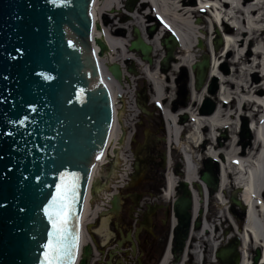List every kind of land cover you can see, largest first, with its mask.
<instances>
[{
  "label": "water",
  "instance_id": "obj_1",
  "mask_svg": "<svg viewBox=\"0 0 264 264\" xmlns=\"http://www.w3.org/2000/svg\"><path fill=\"white\" fill-rule=\"evenodd\" d=\"M87 1L0 0V264H41L43 245L52 230L45 209L62 180L67 182L74 175L79 176V198L73 223L77 220L87 186L88 163L101 149L112 122L103 78L92 80L83 73L82 56L90 63L87 52H80L66 39V26L81 38L89 30L84 21L88 20L84 18L88 16ZM136 35L138 39L129 49L140 52L151 65L152 48L138 31ZM70 36L77 39L75 34ZM98 44L106 49L103 42ZM163 45L169 52L161 66L167 71L177 40L172 36ZM198 48L203 49L201 41ZM209 66L207 55L192 66L197 90L203 87ZM93 70L92 77L96 78ZM108 70L122 84L120 66L115 64ZM95 81L102 87L98 93L97 88H88ZM214 110V105H208L204 113ZM243 135L251 138L247 122ZM84 169L88 171L82 182ZM202 181L218 189L219 180L211 168L202 175ZM182 190L175 211L188 234L192 200L187 183L182 184ZM118 201L115 197L114 207ZM234 203L240 206L238 200ZM199 226L200 222L196 224ZM90 253L89 247L83 249L80 264H87Z\"/></svg>",
  "mask_w": 264,
  "mask_h": 264
},
{
  "label": "bare ground",
  "instance_id": "obj_2",
  "mask_svg": "<svg viewBox=\"0 0 264 264\" xmlns=\"http://www.w3.org/2000/svg\"><path fill=\"white\" fill-rule=\"evenodd\" d=\"M123 1L96 0L95 3H93V0L87 1V12L90 21L92 20V16L93 20L96 21L99 20L101 14L109 13L110 11H123ZM141 1L144 3H138L135 12L138 11L140 13V11L149 8L148 11L150 12L162 16L168 15V17H164L165 26L167 29L173 30L180 39V51L172 67H176L178 71L191 67L198 61L197 57H195V49L203 52V50H207L206 47L208 46L207 54L210 57L209 77H214L221 82V89L218 93L213 97L206 95V97H211L210 99L219 100L214 113L205 114L203 111L198 112L191 104L184 107L178 113L165 108L164 120L167 124L168 146L172 148L175 145V148L182 151L183 147L179 142V136L182 129L188 127L189 134L186 138L188 139V144L197 147L194 163L189 164L187 169L182 167V170L180 169L181 164H178L176 168L172 167L168 154L169 151L167 152L165 158L168 174L166 175L167 190L165 197L168 199L176 197L177 185L180 182L177 175L181 173L183 175L182 181L189 184L193 191L194 219L196 217L198 219L199 212L204 213L203 210L208 207L209 209L214 208L216 210V214L214 215L216 220L226 218L227 221L226 210L229 206V202L226 200L227 189H238L241 192L240 201L247 211L246 231H248L244 234L243 260L241 264H250L248 250L251 247L262 248L260 264H264V201L260 198V194L264 190V109L258 106V104L264 106V0H256L255 4H253L254 0H214V2L207 4V6L209 5L213 9L207 8V10L205 8L198 9L195 0H139V2ZM201 5L203 4L201 3ZM206 11L212 13L217 20H220L221 17L224 18V16L226 20L229 18V21L239 28L238 33L234 37H227L222 43V52L226 50L223 55L224 57H221L222 59L224 58L222 62L225 64L231 60L230 63L233 66L231 79L223 74L220 68L221 64L218 65L217 63L220 55L219 51L214 48L212 42L208 41L205 44L204 37L200 35V33L204 34L203 28L197 22H194V19H196L194 17L195 13L205 15L207 14ZM134 13H130L131 25L141 30L144 29L145 25L143 21H141L139 16H134ZM180 23L184 26L180 27ZM95 25L94 27H96ZM209 30L214 37L215 32H217V26L213 18L210 20ZM98 38L104 39L113 52V54L110 53L108 55L110 59H102L98 62L100 71L98 79L103 78L102 85L104 92H109L112 95L115 120L110 129L108 149L105 154L99 156L101 157L100 159H97L94 169L90 173V179L94 180L102 174L104 180H107L113 175V170H111V173H108L102 168L107 160L111 158L108 156L110 151H112L111 153L114 156L112 159L114 163L117 160L116 150L114 149L118 145L117 141L121 133L120 127L118 129L120 114L118 112L119 103L117 102V96L123 94L125 85L115 83L107 73L106 66L111 62L116 63L120 60L117 57L115 58L114 55L120 49L126 52L125 47L127 43L123 39L109 36L107 33L105 34L101 31H95L93 33V43ZM199 40L204 44L202 50H199L195 45L196 41ZM147 43L153 46L154 44L157 45L158 41L154 40L152 43L147 41ZM251 45H254V50H252V53H254L253 60L251 58ZM246 49H248V52ZM157 50L158 48H155L154 52ZM125 57L126 55L123 58ZM129 58H133L140 64L142 63L132 55ZM151 67L143 65L142 71L153 89L151 102L159 105L166 99L167 84L163 78L166 77L167 79L169 75H166L162 70L157 69V67L151 70ZM257 73L262 74L260 76L261 81L258 82L254 79ZM238 75H241L242 80L235 83V76ZM192 76H195V73H192ZM125 78L128 79V76L126 75ZM228 88L229 90H227ZM229 99H231V103L227 104ZM191 100L199 103L197 89L191 90ZM248 114H251L253 118H257L256 130L250 128L253 139L245 142L233 137L225 144L219 132L241 125L243 120L247 119ZM181 116L186 117V124L181 120ZM208 146H210L209 149ZM201 157L216 165L214 166V170L220 177V187L216 194L201 181L203 171L199 166L200 161L204 160ZM87 171V169L83 171L82 182ZM195 185H197V188H200V192L198 189H194ZM89 197L90 194L87 195L85 207L82 210V217L84 219H87L90 215L87 206ZM231 210H233V206ZM230 217L233 218L232 216ZM208 227L203 222L202 226L197 229V232L195 230L191 232L192 236L197 237V245L194 247L197 264L200 263L198 252H196L199 245L211 242L212 239H216L220 234L218 227L214 233ZM251 236L252 239L249 242V237L251 238ZM205 237L207 239L203 241ZM83 242H85L84 238ZM210 245L214 246L215 243L212 242ZM169 259L170 256L165 261L167 262Z\"/></svg>",
  "mask_w": 264,
  "mask_h": 264
},
{
  "label": "flooded vegetation",
  "instance_id": "obj_3",
  "mask_svg": "<svg viewBox=\"0 0 264 264\" xmlns=\"http://www.w3.org/2000/svg\"><path fill=\"white\" fill-rule=\"evenodd\" d=\"M121 13L110 11L101 14L99 18L101 24L95 25L96 27H93L88 19L90 28L85 31L84 47L90 49V52L94 50L92 36L95 31L100 32L101 28L109 36L123 39L126 43L137 40L136 31L143 41L152 43L163 28V23L153 13H138L145 25L142 30L131 25L127 8ZM170 34L169 31L164 32L161 40ZM98 40L100 39H95L96 46ZM148 45L153 49L155 63L156 58L161 61L167 57V51L161 43ZM155 48H158L156 52ZM179 50L178 48L174 51V59L178 56ZM116 56L127 61L125 66L127 71L131 64L128 62L131 61L129 54L119 51ZM141 83L137 89L143 92L145 85L144 82ZM147 111L149 115L142 117L135 130L130 146L132 171L128 180L118 186L120 200L117 207L114 208L111 200L109 204L103 203L100 207H95L98 202L96 198L90 205V209L97 213L90 216L84 225V247L91 249L88 264H197V256L194 253L197 237L191 235L192 230L197 232V217L194 219L193 216L194 202L188 210L191 222L188 234H185V228L180 225V218L175 211L176 202L183 196V183L177 188L178 198L173 199L171 205L165 204L163 198H166V187L162 189L156 182L158 171L164 168L165 146L164 137L156 136V133H160V129L162 131L163 128L161 123L160 126L157 123L156 108L149 105ZM194 189L197 190V185ZM213 191L216 193L217 190ZM240 195L241 192L235 189L226 194V200L229 206H233V210L230 207L226 213L227 221L226 218L216 220L213 217L210 230L214 233L218 227L220 234L211 242L206 241L207 243L199 245L196 250L199 264H241L244 234L248 231L247 211L242 204L238 206L234 203V199L240 201ZM206 239L205 237L203 241ZM250 239L252 236L249 237V242ZM212 242L215 243L214 246L210 245ZM261 249L251 247L248 250L250 264H260ZM169 256L170 259L166 262Z\"/></svg>",
  "mask_w": 264,
  "mask_h": 264
},
{
  "label": "rangeland",
  "instance_id": "obj_4",
  "mask_svg": "<svg viewBox=\"0 0 264 264\" xmlns=\"http://www.w3.org/2000/svg\"><path fill=\"white\" fill-rule=\"evenodd\" d=\"M125 1L126 0H124V2ZM255 1L256 0H254L253 4H255ZM124 6L127 8V4L126 3H124V5L122 4V7H124ZM121 12H123V11H121ZM194 17H196V19H194V22H195V20L197 22L200 21L199 25L203 28L204 34H201L200 32L199 33H200V35H202L204 37L205 44L208 41L209 42H213V41H215V39H220V38H218V35H221L220 32H219L220 34L217 35V33H216L214 35V37H213L211 35L210 30H209V25H210V20H211L210 13H207L205 15H200V14L196 13ZM180 24H181V27L184 26V25H182V23H180ZM263 46H264V44H263ZM205 47H206V45H205ZM250 48H251V58L253 60L254 59V53H252V50H254V45H251ZM206 49L208 50V46L206 47ZM195 50H196L195 51V57H197L198 61L201 60L203 54L207 53V50H205V51L203 50V52H201V51L199 52L197 49H195ZM218 51H219L220 55L218 57V62L217 63H218V65L221 64L220 68H221L223 74L226 75V77H229V79H231V74H232V70H233V66L230 63L231 60H229L228 62H226L224 64L222 62L224 58L223 59L221 58V57H224L223 55L225 54V52H222V45L220 46ZM246 51L248 52V49H246ZM118 53H119V51H117V54ZM117 56L115 55V57H117ZM156 60H157L156 63H155L156 65H154V66H159V65H157L160 62L159 58H156ZM154 68L155 67H152L151 70H153ZM158 69H159V67H158ZM138 70H139V73H140L141 71H140L139 68H138ZM167 75H169V77L167 76V79H166V77L163 78L165 80V83L167 84V86H166L167 87V89H166L167 91L165 92V98L166 99L163 101L164 106H162V109L156 110L157 123H158L159 126H160V123H162V127H163V130L161 131V129H160V133L159 132L156 133L157 134L156 136H161V137H164V138L166 137V124L163 121L162 111H165V108H168V109L172 110L173 112L178 113V112H180L181 110L184 109V107L182 106V103L185 102L186 106L191 104V105L194 106V109L196 111L201 112L210 103L214 104L215 106L218 105L219 100H213V99H210V98L214 96V94H213V89L214 88L213 87L215 85L217 86L216 93H218V91H220V89H221V82L218 79H216L214 77H208L206 82H205V85L201 89L197 90V97L199 99V103H198V102H195V101L191 100V90L195 89V87H194V78L192 76L191 67H187L185 69L183 68V70L181 69L180 71H178V69L176 67H172L171 66L170 69L167 72ZM139 76L143 77L141 75H139ZM260 76H262L261 73L255 74V78L254 79H255L256 82L261 81V77ZM135 78L138 79L137 77H135ZM241 80H242L241 75L235 76V80H234L235 83L236 82H240ZM136 83L139 86L142 84L141 81H139V80H136ZM144 85L145 86L147 85L148 97L151 98L152 95H153V91H152L153 89H152L151 85L148 82H145ZM127 86H129V85H127ZM227 87H229V86H227ZM227 90H229V88ZM124 92H125V96H124L125 103H124L123 107L119 110L120 121L124 122V123L128 122L130 128H132V126L136 122V117L132 116L134 111L131 108V106H132V104H131V102H132V89H130V87H127V88L124 89ZM206 95H210L211 97H208V96L206 97ZM133 99H135V98H133ZM150 105H151V107L154 106L153 103H151ZM175 109L177 111H174ZM181 117H183V116H181ZM140 120L142 121V119H140ZM184 123L185 124L187 123V119L185 120ZM241 125H242V123H241ZM241 125H238L237 127L233 126V128L224 129V130L219 132L220 136L222 137V140H223V142H225V144L230 139H232L233 137H235L236 139H238L240 141H245V142H248L249 140H252V139H243L245 137L242 134ZM224 134L227 135L226 140L223 139V135ZM182 142H185L184 138H182ZM167 147H168V145L166 144L164 146V154L168 150ZM172 150H174V149L172 148ZM129 154L130 153H129L128 149L126 148V146L123 147L121 150H119V152H118L119 156L117 157V160H116V162H115V164L113 166V168H114L113 169V176L109 180V183L107 184V186H105L102 189L103 191L99 194L98 201H100L105 196V193L108 191V189H109L110 185L112 184V182H114V180L116 178V175L120 172L121 168L125 167L126 161H124V160H125V158L128 157ZM201 159H204V158L201 157ZM181 162L182 161H180V159H178V158L176 159V157L174 155V152H173L172 166L174 168H176L179 163L182 164ZM211 164L213 165V168H214V166H216V165H214V163H211ZM207 165H210V164H209V162L207 160L204 159V160L200 161V166L199 167H200V169H202V171H204L205 167ZM163 167L164 168L161 171H158L159 176H158V178L156 180L157 186L161 185L162 189L167 186L166 175L168 174L166 163H164ZM180 169L182 170V165H181ZM177 176L179 178V181H181L183 179V175L181 173L178 174ZM232 190H234V188L227 189V193L229 194ZM177 198H178V195H176V197H173L171 199L169 198L170 201H169L168 198H163V201L165 202V204L171 205L172 200L173 199H177ZM213 204H215V203H213ZM213 207H214V205H213ZM230 207L231 206H228V208L226 210V213L229 212ZM211 213L214 216L216 214V211L214 209H211Z\"/></svg>",
  "mask_w": 264,
  "mask_h": 264
},
{
  "label": "snow or ice",
  "instance_id": "obj_5",
  "mask_svg": "<svg viewBox=\"0 0 264 264\" xmlns=\"http://www.w3.org/2000/svg\"><path fill=\"white\" fill-rule=\"evenodd\" d=\"M78 185L79 176L74 175L67 182L62 180L52 202L45 209L52 230L48 234V242L43 245L45 251L41 264H76L80 233L73 223V216L79 198Z\"/></svg>",
  "mask_w": 264,
  "mask_h": 264
}]
</instances>
